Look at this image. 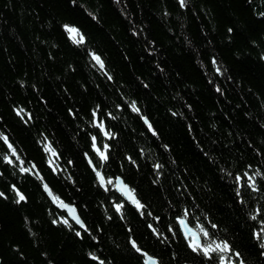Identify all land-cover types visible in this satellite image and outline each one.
Wrapping results in <instances>:
<instances>
[{
	"label": "trees",
	"instance_id": "trees-1",
	"mask_svg": "<svg viewBox=\"0 0 264 264\" xmlns=\"http://www.w3.org/2000/svg\"><path fill=\"white\" fill-rule=\"evenodd\" d=\"M0 193V264H264V0H0Z\"/></svg>",
	"mask_w": 264,
	"mask_h": 264
},
{
	"label": "snow or ice",
	"instance_id": "snow-or-ice-1",
	"mask_svg": "<svg viewBox=\"0 0 264 264\" xmlns=\"http://www.w3.org/2000/svg\"><path fill=\"white\" fill-rule=\"evenodd\" d=\"M181 2V6L184 5V0H180ZM65 30L68 31L69 33H75L79 38L75 40V43L77 44H83L84 42V37L83 35H80L79 34V30L78 29H75V28H72V27H69L68 25H65ZM91 55V58L93 61L96 62V64H98L101 68H103V61L101 60L100 56L96 55L95 53H90ZM213 63H215V61H213ZM219 71V69H218ZM217 91H219V89H217ZM131 108H132V111L134 112H138L139 109L136 107L135 105V102L132 103L131 105ZM18 115L20 114L19 112L17 113ZM93 115H95V113H93ZM145 123H148L147 120L145 119ZM149 130H151V125L149 124ZM101 130H103L102 128V125H101ZM105 135H110V133H105ZM5 140V142H7V138L4 137L3 138ZM92 140H93V149L95 150L96 149V144H95V140H96V137H92ZM105 148L108 147V145H105L104 146ZM9 148H11V145H9ZM46 150L47 147H46ZM13 155H15V151L13 150ZM99 155L101 156V159L102 160H105L107 159V156H105L103 153H99ZM5 159L7 160L8 163H11L10 160L7 159V157H5ZM89 163H91V161H89ZM156 168H159L161 167L160 165H155ZM21 171L23 172H27L29 171V169L27 168H22ZM98 179H100V182L101 184H103V178L101 177L100 173L97 172L96 173ZM245 175H247V173H245ZM256 176H259L260 175V172H256L255 173ZM237 182H239L240 180V177L238 176L237 178ZM249 179V187L253 189V191H256V185H255V176H249L248 177ZM109 183H111V181H109ZM125 188H127V186L125 185L124 186ZM45 189L47 190V185H45ZM131 191L132 190H129V196L131 197L133 203H135L136 207L139 209V208H142L143 205H141L139 203V201L135 200L134 197L131 196ZM240 193V190L237 189V194L239 195ZM17 196H18V200L16 201L17 203H19L20 201L24 200L25 197L19 192L17 191ZM3 193H0V196H2ZM117 211H119L121 205H117ZM252 219H256V216L253 215L252 216ZM76 222L77 223H81L80 220L78 218H76ZM184 221L181 219L180 220V223H183ZM55 223V221H54ZM66 223V221H65ZM81 226L83 227V225L81 224ZM213 228L216 227V225H212ZM201 232H203V235L205 237H208L209 236V233L206 229H204L202 226L200 228ZM262 234H264V228H262L260 230V232L256 233V237L257 239H260L262 242H261V248H264V236H262ZM77 235H79V233H77ZM132 246L133 248H135L137 251H140V249L136 246L135 244V241H132ZM189 247L192 248V250L194 252L196 251H199L204 257H207L209 259L212 258L211 254L213 253H216L217 256H218V264H225V254L229 253V252H232V255H234L238 260H239V264H244V261L242 259H239L240 258V253L238 252H233L232 249H231V246L229 245V243L227 241H212L210 243H206L205 245L201 246L199 243H197L195 240H193L192 242L189 243ZM264 254V253H262ZM93 259H95V257H93ZM228 264H232V260H231V257H228Z\"/></svg>",
	"mask_w": 264,
	"mask_h": 264
},
{
	"label": "water",
	"instance_id": "water-1",
	"mask_svg": "<svg viewBox=\"0 0 264 264\" xmlns=\"http://www.w3.org/2000/svg\"><path fill=\"white\" fill-rule=\"evenodd\" d=\"M142 120L145 122V117L142 118ZM101 175V174H100ZM102 177V176H101ZM99 180V183L101 184L100 182V179ZM114 182V189L115 191L119 192L123 197L124 199L131 203V204H135L133 203L131 197L129 196V190L130 188L128 187V185L122 180V178L120 176H116L113 180ZM103 185V184H101ZM127 186V188H125L124 186ZM43 190L44 192L47 194V196L49 197L50 201L52 203H55V200H54V197L52 196L51 192L49 191V189L47 188V190L45 189V184H43ZM131 196L134 197V195L132 194L131 192ZM135 198V197H134ZM56 206L60 209H62L66 215V218L71 221L72 223H74L77 227H81V223H77L76 222V218L79 219L77 213H76V210L75 208L73 207V205H69V204H66L65 202L63 201H58L56 203ZM183 220L184 222L183 223H180V220ZM80 220V219H79ZM81 222V221H80ZM177 225H178V228L183 236L184 239H189L190 242H192L193 240H195L197 243H200V238H199V235L198 233L193 230L188 224L187 222L185 221L184 218H180L177 220ZM132 245V243H131ZM143 258H144V264H156L155 263V260L153 258H151L149 255L147 254H144L143 255Z\"/></svg>",
	"mask_w": 264,
	"mask_h": 264
},
{
	"label": "rangeland",
	"instance_id": "rangeland-1",
	"mask_svg": "<svg viewBox=\"0 0 264 264\" xmlns=\"http://www.w3.org/2000/svg\"><path fill=\"white\" fill-rule=\"evenodd\" d=\"M71 35H74V33H70Z\"/></svg>",
	"mask_w": 264,
	"mask_h": 264
}]
</instances>
